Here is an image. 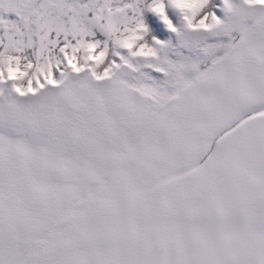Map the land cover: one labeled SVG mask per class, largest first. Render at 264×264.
<instances>
[{
  "label": "snow or ice",
  "instance_id": "snow-or-ice-1",
  "mask_svg": "<svg viewBox=\"0 0 264 264\" xmlns=\"http://www.w3.org/2000/svg\"><path fill=\"white\" fill-rule=\"evenodd\" d=\"M0 264H264V0H0Z\"/></svg>",
  "mask_w": 264,
  "mask_h": 264
}]
</instances>
